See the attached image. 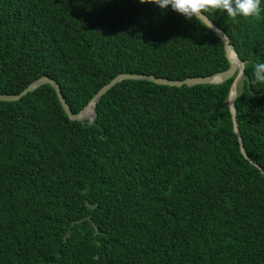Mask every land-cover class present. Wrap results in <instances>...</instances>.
Returning <instances> with one entry per match:
<instances>
[{"label":"trees","instance_id":"trees-1","mask_svg":"<svg viewBox=\"0 0 264 264\" xmlns=\"http://www.w3.org/2000/svg\"><path fill=\"white\" fill-rule=\"evenodd\" d=\"M206 15L244 62L122 79L72 120L49 83L0 100V264H264V13ZM201 20L139 0H0V93L47 75L73 112L118 73L228 68ZM256 163V164H255Z\"/></svg>","mask_w":264,"mask_h":264},{"label":"water","instance_id":"water-1","mask_svg":"<svg viewBox=\"0 0 264 264\" xmlns=\"http://www.w3.org/2000/svg\"><path fill=\"white\" fill-rule=\"evenodd\" d=\"M206 15V14H205ZM203 18V19H202ZM202 18H198L201 20L203 23H205L210 29L213 30V32L222 40L224 49H225V54L226 57L229 61V66L228 68L221 70L219 72L209 74V75H204V76H192V77H186L183 79H168L166 77H159L155 76L154 74H143V73H128V72H122L118 73L116 76L111 78L108 82H106L104 85H102L98 91L94 94V96L90 99L88 104L90 102H93V107H92V117L95 115V104L97 100L102 96L103 93H105L107 90H109L113 85H115L118 81L122 79H145V80H150L158 84H167V85H175V86H181L183 84L186 85H194V84H202V83H220L223 82L230 77L234 76L231 86H230V91L229 95L227 97V104L229 106V109L231 111L232 115V120H233V125H234V130L238 136V140L240 143V148L241 151L243 152L244 156L248 158L252 163L253 160L248 157L246 154V151L243 146V141L241 134L239 132L238 128V123L236 121V116H235V104L234 100L237 94V86L238 82L243 76L244 72V62L237 56L233 44L230 42V38L228 34L220 28L217 24H215L207 15L202 16ZM231 52H234L235 56H231ZM44 83H49L51 84L54 89L56 90L57 96L59 98V101L61 103L62 108L68 115V117L72 120H81L85 119L88 117H82L81 112L85 107H83L79 112H73L69 106V104L66 102L65 97L63 96L60 86L57 83V81L53 78H50L47 75H42L33 81H31L25 88H23L20 92L18 93H0V100H17L19 99L22 95H25L29 91H33L36 89L38 86ZM256 164V163H255Z\"/></svg>","mask_w":264,"mask_h":264},{"label":"clouds","instance_id":"clouds-1","mask_svg":"<svg viewBox=\"0 0 264 264\" xmlns=\"http://www.w3.org/2000/svg\"><path fill=\"white\" fill-rule=\"evenodd\" d=\"M155 5L163 14L171 9L187 20L206 16V12L220 11L237 18L259 17L264 13V0H139ZM203 19V18H202ZM256 81L264 82V64H258L254 73Z\"/></svg>","mask_w":264,"mask_h":264},{"label":"bare ground","instance_id":"bare-ground-1","mask_svg":"<svg viewBox=\"0 0 264 264\" xmlns=\"http://www.w3.org/2000/svg\"><path fill=\"white\" fill-rule=\"evenodd\" d=\"M231 56L234 57L235 54L234 52H231ZM92 107H93V102H90V104H88L83 111L81 112V116L82 117H88V115L92 116Z\"/></svg>","mask_w":264,"mask_h":264},{"label":"rangeland","instance_id":"rangeland-1","mask_svg":"<svg viewBox=\"0 0 264 264\" xmlns=\"http://www.w3.org/2000/svg\"><path fill=\"white\" fill-rule=\"evenodd\" d=\"M241 82V81H240ZM240 82H239V85H240ZM90 115H88V117H89ZM87 117V116H86Z\"/></svg>","mask_w":264,"mask_h":264}]
</instances>
